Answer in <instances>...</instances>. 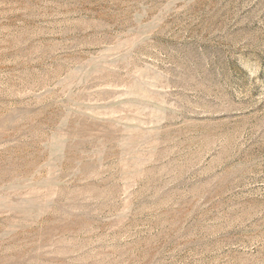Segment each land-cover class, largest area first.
I'll use <instances>...</instances> for the list:
<instances>
[{
    "label": "rangeland",
    "instance_id": "rangeland-1",
    "mask_svg": "<svg viewBox=\"0 0 264 264\" xmlns=\"http://www.w3.org/2000/svg\"><path fill=\"white\" fill-rule=\"evenodd\" d=\"M0 264H264V0H0Z\"/></svg>",
    "mask_w": 264,
    "mask_h": 264
}]
</instances>
